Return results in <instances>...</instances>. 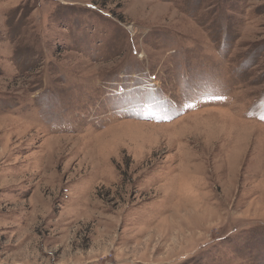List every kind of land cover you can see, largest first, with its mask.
<instances>
[{
	"label": "rangeland",
	"instance_id": "374dc122",
	"mask_svg": "<svg viewBox=\"0 0 264 264\" xmlns=\"http://www.w3.org/2000/svg\"><path fill=\"white\" fill-rule=\"evenodd\" d=\"M0 264H264V0H0Z\"/></svg>",
	"mask_w": 264,
	"mask_h": 264
}]
</instances>
